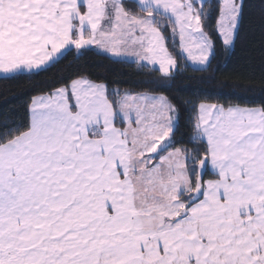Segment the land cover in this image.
<instances>
[{
  "label": "snow or ice",
  "instance_id": "6c2138e0",
  "mask_svg": "<svg viewBox=\"0 0 264 264\" xmlns=\"http://www.w3.org/2000/svg\"><path fill=\"white\" fill-rule=\"evenodd\" d=\"M243 13L244 0H0V77L93 46L159 74L136 91L77 73L32 96L26 122L0 121V264H264V104L165 94L182 59L207 71L216 38L231 53Z\"/></svg>",
  "mask_w": 264,
  "mask_h": 264
},
{
  "label": "trees",
  "instance_id": "16d2710c",
  "mask_svg": "<svg viewBox=\"0 0 264 264\" xmlns=\"http://www.w3.org/2000/svg\"><path fill=\"white\" fill-rule=\"evenodd\" d=\"M211 2L215 3V0ZM260 4L261 0H244L241 28L230 54L221 51L220 41L216 38V54L211 67L207 71H193L192 66L182 59L180 75L170 82L171 89L165 94L181 101L207 99L209 102H232L242 106L264 104V21ZM77 73L105 81L110 87L121 90L152 91L159 83V74L151 67H140L126 60L117 62L92 48L78 58L68 55L38 74L25 73L15 79L0 77V121L15 125L26 122L27 104L32 96L58 86L64 78ZM186 107L190 109L191 105ZM189 115V112H184L179 121L175 134L177 146H190Z\"/></svg>",
  "mask_w": 264,
  "mask_h": 264
},
{
  "label": "rangeland",
  "instance_id": "374dc122",
  "mask_svg": "<svg viewBox=\"0 0 264 264\" xmlns=\"http://www.w3.org/2000/svg\"><path fill=\"white\" fill-rule=\"evenodd\" d=\"M93 48H95V46H93ZM98 50V49H97ZM99 52H101L100 50H98ZM101 53H103V52H101ZM109 56V55H108ZM121 60H126V61H130L131 62V60H129V59H121ZM190 65V64H189ZM191 66V65H190ZM149 67H151V66H149Z\"/></svg>",
  "mask_w": 264,
  "mask_h": 264
},
{
  "label": "crops",
  "instance_id": "0c3cea01",
  "mask_svg": "<svg viewBox=\"0 0 264 264\" xmlns=\"http://www.w3.org/2000/svg\"><path fill=\"white\" fill-rule=\"evenodd\" d=\"M96 49V48H95Z\"/></svg>",
  "mask_w": 264,
  "mask_h": 264
}]
</instances>
